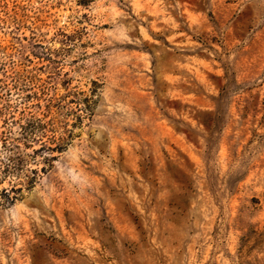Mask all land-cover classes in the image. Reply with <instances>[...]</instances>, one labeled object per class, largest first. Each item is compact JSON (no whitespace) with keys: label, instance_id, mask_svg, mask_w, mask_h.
Masks as SVG:
<instances>
[{"label":"rangeland","instance_id":"rangeland-1","mask_svg":"<svg viewBox=\"0 0 264 264\" xmlns=\"http://www.w3.org/2000/svg\"><path fill=\"white\" fill-rule=\"evenodd\" d=\"M0 264H264V0H0Z\"/></svg>","mask_w":264,"mask_h":264},{"label":"trees","instance_id":"trees-1","mask_svg":"<svg viewBox=\"0 0 264 264\" xmlns=\"http://www.w3.org/2000/svg\"><path fill=\"white\" fill-rule=\"evenodd\" d=\"M23 129V134H25V136L26 135H29V134H31L33 131L32 130H29L28 131V128L27 127H23L22 128ZM26 138V137H25ZM6 147L8 146L7 144L5 145ZM12 147H9V149L10 150H12L14 147H16L17 149H18V146L19 145H15V144H13V145H11ZM48 148V150H50V151H56V150H60L61 149V146L60 145H55L54 147H52V146H48L47 147ZM39 150V149H38ZM38 150H34L35 152H37ZM10 159H11V165H9V164H7L6 165V172H8V171H10V169H15V168H17V167H19V165H20V160H17V161H15L16 160V158H12V157H10ZM43 170H45V168L43 167ZM32 173L34 174V176L30 179V182H29V186L30 187H33L34 186V184H35V182H36V180H37V177H36V175H37V173H38V171H36V170H32ZM20 188H16V189H14V191L15 190H19Z\"/></svg>","mask_w":264,"mask_h":264}]
</instances>
